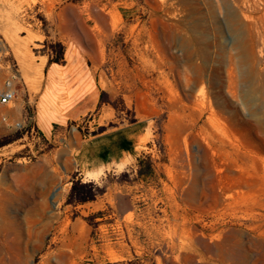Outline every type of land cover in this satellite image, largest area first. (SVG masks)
I'll return each mask as SVG.
<instances>
[{
  "label": "rangeland",
  "instance_id": "obj_1",
  "mask_svg": "<svg viewBox=\"0 0 264 264\" xmlns=\"http://www.w3.org/2000/svg\"><path fill=\"white\" fill-rule=\"evenodd\" d=\"M245 11L239 0H0V82L8 62L19 71L15 103L0 106V264H264L263 98L245 103ZM67 44L101 60L104 105L147 127L133 165L88 179L58 167L51 180L41 155L64 141H46L34 118L46 61ZM212 155L235 196L217 206L203 195ZM38 169L34 203L24 182Z\"/></svg>",
  "mask_w": 264,
  "mask_h": 264
},
{
  "label": "crops",
  "instance_id": "obj_2",
  "mask_svg": "<svg viewBox=\"0 0 264 264\" xmlns=\"http://www.w3.org/2000/svg\"><path fill=\"white\" fill-rule=\"evenodd\" d=\"M100 62L90 51L68 44L60 61H46L34 119L46 141H64L60 148L41 155L51 163L53 181L61 176L56 172L58 167L64 175L76 173L88 179L89 173L101 172L102 177L133 165L148 148L143 120L130 122L125 114L119 115L104 105L106 90L101 83ZM43 115L45 123L41 122ZM82 124L93 130L83 135L78 129ZM70 125L76 126L77 134L66 133ZM36 171L24 184L27 192L33 193L34 203H39L41 175L39 169Z\"/></svg>",
  "mask_w": 264,
  "mask_h": 264
},
{
  "label": "bare ground",
  "instance_id": "obj_3",
  "mask_svg": "<svg viewBox=\"0 0 264 264\" xmlns=\"http://www.w3.org/2000/svg\"><path fill=\"white\" fill-rule=\"evenodd\" d=\"M244 4L245 19L248 21L245 29L243 30V43L241 46L243 62L247 69L246 78L249 80V89L247 91L248 95L245 100L247 106H250L254 98L260 96L263 98L261 101V108L254 110L253 115L258 119L259 123L263 122L264 114V0H239ZM263 12V15L257 19L250 18L248 13H260ZM252 16V15H251ZM262 66V67H261ZM257 69L259 71L257 72ZM11 104L10 106H12ZM14 107V106H13ZM11 108V107H10ZM20 126V124H17ZM208 147V145H207ZM215 156V155H214ZM213 155L209 159V167L206 169V180H209L210 191H203V195L207 200L213 199L216 206L220 201H224L227 198H232L235 196L229 195L230 189L223 185V176L221 171L218 168L216 159ZM178 161V160H176ZM182 161H185L182 158ZM182 171L180 173L182 183L187 179L186 167L187 165L181 164ZM257 172V171H256ZM261 176L260 173H257ZM180 178V179H181ZM196 184L192 183L191 190L187 192L188 199L193 197L194 199L197 196V191L195 188ZM197 187V186H196ZM208 189V188H207ZM62 191V189H55L52 199H56L57 195ZM236 199V198H235ZM202 236V235H201ZM205 236V235H204ZM203 236V237H204Z\"/></svg>",
  "mask_w": 264,
  "mask_h": 264
},
{
  "label": "built area",
  "instance_id": "obj_4",
  "mask_svg": "<svg viewBox=\"0 0 264 264\" xmlns=\"http://www.w3.org/2000/svg\"><path fill=\"white\" fill-rule=\"evenodd\" d=\"M5 68L4 80L2 83L0 82V106L7 107L14 104L18 96L17 80L19 71L15 69L14 64L11 62H8Z\"/></svg>",
  "mask_w": 264,
  "mask_h": 264
}]
</instances>
